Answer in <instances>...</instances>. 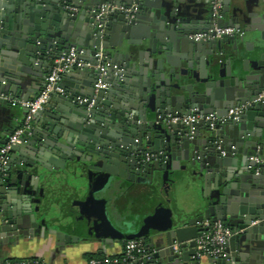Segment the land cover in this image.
I'll list each match as a JSON object with an SVG mask.
<instances>
[{"label": "water", "instance_id": "95a60500", "mask_svg": "<svg viewBox=\"0 0 264 264\" xmlns=\"http://www.w3.org/2000/svg\"><path fill=\"white\" fill-rule=\"evenodd\" d=\"M107 1L0 0V94L11 93L0 96V104L16 102V94L21 101L34 97L54 60L70 47H89L91 57L80 56L84 60H94L101 47L120 68L102 76L98 69L75 66L61 73L33 117L38 120L57 102L56 112L72 113L74 120L66 128L49 122L42 132L30 127L11 145L6 174H0V239L18 243L35 232L43 239L54 235L58 247H113L140 239L151 255L131 264H187L203 223L222 220L233 233L212 263L264 264V162L251 159H264V96L254 101L264 92V0L246 2L245 10L242 0H222L217 16L211 2L114 0L132 10L107 11L99 27L96 6ZM253 8L262 14L257 22ZM213 24L240 32L213 41L188 37ZM230 42L233 51L221 60ZM132 75L137 82L129 80ZM98 83L103 86L96 89ZM242 104L237 119L213 128L204 121L171 120L190 113L225 116ZM12 130L1 134L0 145ZM147 153L158 157L145 162ZM60 173L75 175L79 183L70 216L53 202ZM188 173L214 187L211 199L196 202L193 213L173 215L160 203L134 219L117 211L114 193L125 184L117 180L159 179L168 191Z\"/></svg>", "mask_w": 264, "mask_h": 264}, {"label": "crops", "instance_id": "0c3cea01", "mask_svg": "<svg viewBox=\"0 0 264 264\" xmlns=\"http://www.w3.org/2000/svg\"><path fill=\"white\" fill-rule=\"evenodd\" d=\"M197 1L201 4V6L208 5L209 2H211V0ZM246 2H250V4H252L253 0H242L241 4L244 10L246 8ZM253 11L256 12L257 10L253 8ZM256 13L257 14H254L251 17L254 22H257V20H259L261 18L260 16L262 15L260 12ZM82 24L84 25L85 23L83 22ZM223 47L225 51L224 53L219 55L221 60H225L226 57L233 51L231 42L225 43ZM240 47L245 52H249L246 49L244 43H240ZM83 50L84 53L81 56H83L85 59H89L91 57L89 53V47H84ZM129 80L137 82V77L135 75H132L129 77ZM66 83H68L69 85L68 80L66 81ZM33 84L36 88H38L37 82L33 81ZM41 89L42 87L38 88L37 94ZM4 94L9 96L11 93L5 92ZM37 94H35L34 96H36ZM15 97L21 99L18 94H16ZM19 99L15 100L16 102L14 103L8 102L0 104V139L4 138V136H1L3 132L10 129L14 130L15 127L19 126L23 121L25 110L20 105V103L17 102L21 101ZM57 104L59 103H53L50 108H48L47 114H41L38 120H35L33 117L35 123L33 124L31 122V128H33L35 131L42 132L44 130L43 127L49 122H53L56 126H59L61 128H66V122L74 120L73 114L69 112L65 114L56 112ZM51 114L59 115L61 120L52 119ZM1 146L2 145H0V147ZM23 155H25V153H21L19 157H22ZM197 179V176L188 173L186 178L182 181L171 183L168 191L162 189L160 180L158 179L156 183L150 184V186L154 185L153 190L148 191L150 197L147 194L148 192H145V196L143 195L144 197H140L139 194L140 198L138 199L134 198L133 193L121 197V195L117 196V192H115L114 202L117 205V211L121 215L125 216L126 219H134L137 216L139 217L151 212L154 206H158V204L160 203V205L166 208H170L173 215L178 213H193L195 209V203L210 200L212 193L214 192L213 183H208L207 185H205L201 182L198 183ZM77 180L78 179L75 175L69 173H62L61 175L60 173L51 190L54 204L56 203L55 205L57 206H63V211H65L68 216L72 215L71 212L67 211V208L69 202L74 199L77 187L79 186ZM193 181H196L197 183H193ZM150 186H148V188ZM14 200L20 202L22 199L14 197ZM49 226L56 228L52 220L49 221ZM55 241L56 240L54 235H49L48 238L43 239L35 232L32 233L31 237L26 236L20 239L18 243L5 242L0 239V264H5L6 261L11 259L27 258H40L45 261L46 264H83L90 257L100 258L118 254L123 246V244H115L113 247H104L97 244L96 242H80L77 244H67L65 246L58 247ZM194 261V256H190L187 264H213L212 259L209 257H203L198 261H195V263Z\"/></svg>", "mask_w": 264, "mask_h": 264}, {"label": "built area", "instance_id": "2783aa9c", "mask_svg": "<svg viewBox=\"0 0 264 264\" xmlns=\"http://www.w3.org/2000/svg\"><path fill=\"white\" fill-rule=\"evenodd\" d=\"M74 9L72 6H67ZM222 7V0H211V9L213 16H217ZM118 9L121 12H129L131 7L123 5L117 6L114 0L103 2L96 6L94 21L99 27L105 24L104 15L107 11ZM239 29L234 26H218L213 24L212 27L198 32H193L188 37L197 42L218 40L226 36H233L238 34ZM84 53L83 49L70 47L64 54L54 60V65L50 72L46 75L45 85L40 92L33 98L27 101H17L24 108V118L22 123L17 126L8 136L6 142L0 147V174H6V167L9 161V151L11 145L31 126V120L38 109H40L47 100L48 93L52 91L54 84L60 80L61 73L66 71L69 67H87L99 70V75L106 74V71L111 67L116 71L120 68L116 64H112L104 55L103 49L100 47L94 54V60H84L80 56ZM103 84H96V89L102 87ZM56 90L61 91L59 87ZM2 98L8 99V95L1 93ZM264 96V92L258 94L254 101L260 100ZM77 101L86 102L85 97L77 96ZM93 104V100L89 102V106ZM245 105L235 106L228 110L225 116H218L215 112L208 114L190 113L183 115H175L171 118L172 121H180L185 124H195L199 121H204L213 128L218 122H223L228 118L237 119L239 114L244 110ZM158 154L147 153L143 157V161L149 162L157 159ZM257 162H264V159L258 157H251ZM203 230L195 238V254L194 260L198 261L203 257L216 259L224 254L228 238L232 235V228L222 220L205 221L203 223ZM151 250L140 239H129L123 243L122 249L118 254L95 258H88L83 264H131L138 260L149 258ZM5 264H46L40 258H27L19 260H8Z\"/></svg>", "mask_w": 264, "mask_h": 264}, {"label": "flooded vegetation", "instance_id": "af4514ba", "mask_svg": "<svg viewBox=\"0 0 264 264\" xmlns=\"http://www.w3.org/2000/svg\"><path fill=\"white\" fill-rule=\"evenodd\" d=\"M115 183H125L124 185H122V189H119L118 192L116 193V195L120 196H125V195H129L130 193L134 194V198H140L144 195L145 190L148 189V186L150 185L148 182H141V181H134V182H130V181H126V180H117ZM140 194V197H139Z\"/></svg>", "mask_w": 264, "mask_h": 264}, {"label": "rangeland", "instance_id": "374dc122", "mask_svg": "<svg viewBox=\"0 0 264 264\" xmlns=\"http://www.w3.org/2000/svg\"><path fill=\"white\" fill-rule=\"evenodd\" d=\"M153 187H154V185L152 186H150L147 190H145V192H148V191H151V190H153ZM148 194V196L150 197V195H149V192L147 193ZM145 196V195H144ZM143 196V197H144ZM149 204V203H148ZM157 206V205H156ZM156 206H154V208L156 207ZM154 208H153V210H154ZM153 210L151 211V212H153Z\"/></svg>", "mask_w": 264, "mask_h": 264}, {"label": "trees", "instance_id": "16d2710c", "mask_svg": "<svg viewBox=\"0 0 264 264\" xmlns=\"http://www.w3.org/2000/svg\"><path fill=\"white\" fill-rule=\"evenodd\" d=\"M150 186V185H149ZM92 256H95V255H92ZM12 261H15V260H19V259H11Z\"/></svg>", "mask_w": 264, "mask_h": 264}]
</instances>
